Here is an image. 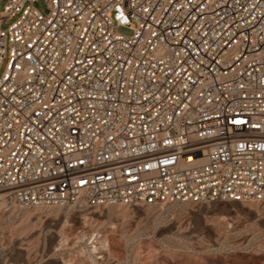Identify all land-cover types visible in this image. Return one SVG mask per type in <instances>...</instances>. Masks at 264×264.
<instances>
[{
    "label": "built area",
    "instance_id": "1",
    "mask_svg": "<svg viewBox=\"0 0 264 264\" xmlns=\"http://www.w3.org/2000/svg\"><path fill=\"white\" fill-rule=\"evenodd\" d=\"M35 1L0 0V205L264 203V0Z\"/></svg>",
    "mask_w": 264,
    "mask_h": 264
},
{
    "label": "rangeland",
    "instance_id": "2",
    "mask_svg": "<svg viewBox=\"0 0 264 264\" xmlns=\"http://www.w3.org/2000/svg\"><path fill=\"white\" fill-rule=\"evenodd\" d=\"M0 264H264V203L0 205Z\"/></svg>",
    "mask_w": 264,
    "mask_h": 264
}]
</instances>
